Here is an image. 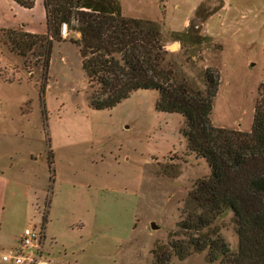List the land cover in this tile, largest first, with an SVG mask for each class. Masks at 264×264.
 Returning a JSON list of instances; mask_svg holds the SVG:
<instances>
[{"label": "rangeland", "instance_id": "rangeland-1", "mask_svg": "<svg viewBox=\"0 0 264 264\" xmlns=\"http://www.w3.org/2000/svg\"><path fill=\"white\" fill-rule=\"evenodd\" d=\"M119 3L124 16L157 24L166 60L195 86L204 87L205 68L218 71L213 125L249 130L264 82V0ZM16 19L44 29L41 12L16 14L0 0V25ZM189 25L206 38L175 40ZM1 28L26 30L19 24ZM62 36L52 42L40 97L36 50L25 57L12 53L0 30V232L6 236L0 255L18 246L23 227L34 225L41 235L39 247L25 253L30 264H155L152 250L171 251L170 242L182 238V202L209 168L186 148L182 116L154 109L155 90H135L108 109L89 107L77 47L65 28ZM212 226L234 253L231 212L216 216ZM215 263L207 261L206 250L181 259L172 254L166 262Z\"/></svg>", "mask_w": 264, "mask_h": 264}, {"label": "trees", "instance_id": "trees-1", "mask_svg": "<svg viewBox=\"0 0 264 264\" xmlns=\"http://www.w3.org/2000/svg\"><path fill=\"white\" fill-rule=\"evenodd\" d=\"M30 8L34 0H12ZM45 32L1 28V41L9 51L25 57L35 54L43 95L53 41L67 39L76 47L88 88V106L108 109L138 89L157 92L154 109L178 113L183 118L180 134L186 148L209 168L197 179L182 202L177 222L182 238L170 242L171 251L152 250L155 264H166L173 254L181 259L190 252L206 250L209 263L264 264V82L258 86L248 131L215 126L210 121L217 91L218 71L205 68L203 88L166 60L159 28L151 20L124 16L119 0H42ZM189 25L181 37L198 43L206 36ZM77 32L78 37L70 33ZM189 33H194L191 36ZM48 166L52 161L48 159ZM229 210L235 224L237 249L229 251L213 220ZM45 215L41 216L44 229Z\"/></svg>", "mask_w": 264, "mask_h": 264}, {"label": "built area", "instance_id": "built-area-1", "mask_svg": "<svg viewBox=\"0 0 264 264\" xmlns=\"http://www.w3.org/2000/svg\"><path fill=\"white\" fill-rule=\"evenodd\" d=\"M40 235L39 228L34 225H26L19 235L18 246L1 253L0 260L6 264H22L24 261H27L26 264H30L32 257L25 253L32 248L39 247Z\"/></svg>", "mask_w": 264, "mask_h": 264}, {"label": "crops", "instance_id": "crops-1", "mask_svg": "<svg viewBox=\"0 0 264 264\" xmlns=\"http://www.w3.org/2000/svg\"><path fill=\"white\" fill-rule=\"evenodd\" d=\"M1 1L5 2L13 12H16V14H22V13H24V11L32 12L35 10L37 12H41L44 29L41 31H36L35 29H33L32 27L29 26V21H27L26 19H16V20H14L8 24L0 25V27L13 26V25L19 24V25H23L26 28V30L31 31V32H39V33L45 32L44 11H43V7H42V0H34V3L32 5V7H30V8L21 7V6L17 5L16 3H14L12 0H1ZM74 37H78L77 32L74 33ZM0 184H1L0 194L2 197L3 192H4V184H5V178L4 177L0 176ZM5 238H6L5 233L3 234V232H0V244L5 242ZM6 246H8V245H6Z\"/></svg>", "mask_w": 264, "mask_h": 264}, {"label": "water", "instance_id": "water-1", "mask_svg": "<svg viewBox=\"0 0 264 264\" xmlns=\"http://www.w3.org/2000/svg\"><path fill=\"white\" fill-rule=\"evenodd\" d=\"M64 28H65V26L61 25V33H63ZM150 226H151V228H154V224L153 223H151Z\"/></svg>", "mask_w": 264, "mask_h": 264}]
</instances>
